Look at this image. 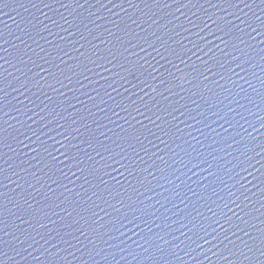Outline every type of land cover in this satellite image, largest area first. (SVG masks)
<instances>
[{
	"label": "water",
	"instance_id": "obj_1",
	"mask_svg": "<svg viewBox=\"0 0 264 264\" xmlns=\"http://www.w3.org/2000/svg\"><path fill=\"white\" fill-rule=\"evenodd\" d=\"M0 264H264V0H0Z\"/></svg>",
	"mask_w": 264,
	"mask_h": 264
}]
</instances>
